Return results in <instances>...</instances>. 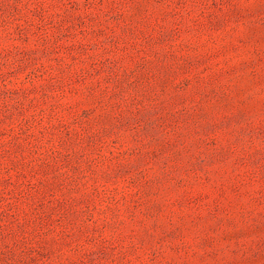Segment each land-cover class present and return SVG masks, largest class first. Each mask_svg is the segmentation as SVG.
Instances as JSON below:
<instances>
[{
  "label": "rangeland",
  "instance_id": "obj_1",
  "mask_svg": "<svg viewBox=\"0 0 264 264\" xmlns=\"http://www.w3.org/2000/svg\"><path fill=\"white\" fill-rule=\"evenodd\" d=\"M0 264H264V0H0Z\"/></svg>",
  "mask_w": 264,
  "mask_h": 264
}]
</instances>
